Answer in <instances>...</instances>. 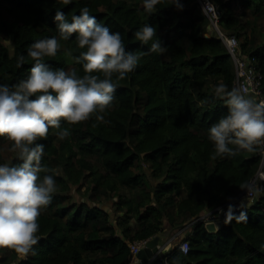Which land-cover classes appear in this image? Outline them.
<instances>
[{
    "label": "trees",
    "instance_id": "obj_1",
    "mask_svg": "<svg viewBox=\"0 0 264 264\" xmlns=\"http://www.w3.org/2000/svg\"><path fill=\"white\" fill-rule=\"evenodd\" d=\"M212 1L221 11L223 30L238 39L246 27L239 18L240 7L255 15L264 13V0ZM175 3L160 0L149 13L144 0H71L69 5L57 0H0L10 16L5 18L0 10V85L11 87L27 78L34 63L27 49L38 40L58 36L57 11L71 22L88 7L98 23L121 34L126 51L144 53L117 83L113 102L102 113L104 122L95 116L76 125L62 121L60 129L50 128L47 138L37 141L44 145L42 164L50 170L40 175L53 176L56 192L41 210L33 252L18 262L13 251L0 249V264H123L131 243L156 237L167 224L192 227L185 237L188 253L177 246L166 254L172 264H264V194L256 204L233 213L216 232L199 220L205 211L222 207L248 188L260 157L256 146L252 152L212 158L208 130L228 109L210 83L221 80L231 90L235 67L222 40L207 35L208 20L195 0H178L182 9ZM144 24L157 31L148 45L134 36ZM3 36L12 43V52ZM156 41L166 53L149 52ZM59 42L57 55L44 62L53 70H75L82 77L83 65L76 58L86 49L78 47L75 34ZM246 47L241 43L242 52L256 59L264 75V45L254 51ZM21 55L26 59L18 67ZM65 128L71 134L59 140L56 133ZM5 140L0 137V144ZM21 162L14 158L9 166ZM4 163L0 151V164ZM83 181L88 199L72 203V187H81ZM104 199L114 200L123 214L117 222L101 208Z\"/></svg>",
    "mask_w": 264,
    "mask_h": 264
},
{
    "label": "clouds",
    "instance_id": "obj_2",
    "mask_svg": "<svg viewBox=\"0 0 264 264\" xmlns=\"http://www.w3.org/2000/svg\"><path fill=\"white\" fill-rule=\"evenodd\" d=\"M57 2L69 5L71 0ZM158 3L160 0H144L143 6L151 13ZM175 6L182 9L178 0ZM54 22L58 36L38 40L27 49V57L34 61L27 78L11 87L0 85V137L11 142V151L22 161L15 166L0 164V249L13 251L18 262L25 260L38 243L41 210L56 192L53 176L40 175L50 170L42 164L44 145L37 141L46 139L50 128L60 129L62 121L76 125L95 116L97 122H104L102 113L112 104L117 83L144 55L126 51L121 34L98 23L88 7L73 15L71 22L57 11ZM74 34L78 47L86 49L76 58L83 65L82 77L75 70H53L44 62L45 57L57 55L60 40ZM156 34L155 27L144 24L134 36L142 45H148ZM164 51L160 41L149 48L151 53ZM25 59L19 56L17 66L22 67ZM214 95L224 101L228 113L208 130L212 158L234 156L240 150L252 152L264 145V101L237 88L228 90L223 83L215 87ZM70 134L67 128L56 133L60 140Z\"/></svg>",
    "mask_w": 264,
    "mask_h": 264
},
{
    "label": "built area",
    "instance_id": "obj_3",
    "mask_svg": "<svg viewBox=\"0 0 264 264\" xmlns=\"http://www.w3.org/2000/svg\"><path fill=\"white\" fill-rule=\"evenodd\" d=\"M199 9L203 11L208 20V31L222 40L228 53L230 54L235 67L234 88L241 90L245 95L255 98L257 101H264L262 91L264 75L260 70L257 61L253 57L244 54L241 49L239 39L227 33L220 25L221 11L212 0H195ZM257 155L260 157V166L256 176L251 180L248 188L237 198L228 202L220 208L201 215L200 219L204 223L225 222L230 216L241 211L248 205L243 200H257L264 194V145L258 146ZM151 239L135 241L130 244V255L123 264H144L139 258V253L147 248ZM178 248H186L188 253L190 246L185 237L181 239ZM146 264H172L166 254L156 253Z\"/></svg>",
    "mask_w": 264,
    "mask_h": 264
},
{
    "label": "rangeland",
    "instance_id": "obj_4",
    "mask_svg": "<svg viewBox=\"0 0 264 264\" xmlns=\"http://www.w3.org/2000/svg\"><path fill=\"white\" fill-rule=\"evenodd\" d=\"M239 2V0H238ZM0 10L2 11L3 15L5 18L10 19V16L7 14L6 10H5V5H0ZM199 10V9H198ZM201 10V9H200ZM199 10V11H200ZM201 14H203L205 16V14L203 13V11H200ZM206 17V16H205ZM239 18L243 21V23L245 24V29L240 30V34L241 36L239 37V40L242 44H246V50L247 51H254V49L257 48V46H261L264 45V13L255 15L253 14L252 11L247 10L246 8L240 7V15ZM207 21V19H206ZM208 24V23H207ZM209 26V25H207ZM212 33H207V35H214ZM3 42L4 44L10 49V51H13V45L10 42V40L6 37L3 36ZM182 42L186 43V37L185 35L182 37ZM165 52V51H164ZM166 53V52H165ZM169 54H165V56L167 57ZM223 83L221 80H214L211 81V87L213 89H215L216 86H218L219 84ZM60 140V139H59ZM11 142L8 140H5L3 143L0 144V151L2 152L4 159H5V163L4 164H10L11 160H13L14 158H18L17 154L11 151ZM92 162L96 165L99 166V161L97 159H91ZM145 168V172L147 173L148 177L150 178V180L152 182L153 178L151 176V171H150V167L147 163H145L144 165ZM56 172L61 175L62 171L61 169L57 168ZM86 182L83 181L82 182V186L81 187H72L71 190V199L70 201L72 203H77V204H82V202H86L87 201V190L86 188ZM90 206H93V203L89 202ZM101 208L105 209L106 211L109 212L111 219L113 222H117V220L123 216L122 213L117 211V208L115 206V201L112 199H104L101 201L100 204ZM166 229L162 228V231L157 235L159 237V235H164ZM156 236V237H157ZM155 238V237H154ZM175 239V238H174ZM174 239H172L170 242V246L169 249L170 251L172 249H174L175 247H177L179 245V243L181 242L180 239H177L174 241Z\"/></svg>",
    "mask_w": 264,
    "mask_h": 264
},
{
    "label": "crops",
    "instance_id": "obj_5",
    "mask_svg": "<svg viewBox=\"0 0 264 264\" xmlns=\"http://www.w3.org/2000/svg\"><path fill=\"white\" fill-rule=\"evenodd\" d=\"M208 212L210 211H205L202 215H206ZM166 229L164 235H159V243L157 248L155 249L156 253L161 252L162 254H168L170 252L169 246L171 244V240L174 239H181L183 237H186L188 235H190V233L192 232V227L191 225L187 226L186 228H171L167 225H165L164 227ZM154 238V237H153ZM145 264V263H144Z\"/></svg>",
    "mask_w": 264,
    "mask_h": 264
},
{
    "label": "water",
    "instance_id": "obj_6",
    "mask_svg": "<svg viewBox=\"0 0 264 264\" xmlns=\"http://www.w3.org/2000/svg\"><path fill=\"white\" fill-rule=\"evenodd\" d=\"M244 203H246L248 206H252L257 203V200H243ZM223 222H211L206 224L207 229L210 232H216L218 229H221L223 227ZM159 243V238L155 237L152 238L147 246V248L143 249L139 253V258L146 264L149 262V260L156 254L155 249L157 248ZM16 264V263H15Z\"/></svg>",
    "mask_w": 264,
    "mask_h": 264
}]
</instances>
